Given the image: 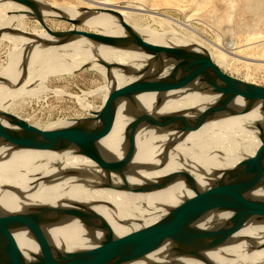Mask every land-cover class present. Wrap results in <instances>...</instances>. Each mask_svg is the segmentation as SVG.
<instances>
[{
  "label": "bare ground",
  "instance_id": "bare-ground-1",
  "mask_svg": "<svg viewBox=\"0 0 264 264\" xmlns=\"http://www.w3.org/2000/svg\"><path fill=\"white\" fill-rule=\"evenodd\" d=\"M85 1L88 3L76 8L58 7L44 2L45 8L49 10L44 11L45 19H55L60 16L74 19L87 15L83 9L111 8L121 13L124 20L147 42L167 45L163 41L164 37L150 30L151 28L144 27L147 28L144 29L139 24V19L136 17L141 12L155 16L159 14L154 11L155 9L148 8L144 0H130L126 7H120L113 0ZM51 7L59 9L62 14L50 11ZM19 10L22 8L12 2L0 1V30L3 32L0 41L14 45V53L11 55L13 58L3 70V74H0V78L4 79V82H0V111L9 113L14 106L13 103L22 96L39 98L41 95L54 94L71 98L63 91H50L52 88L48 85L49 78L80 71L84 65H89V69L97 71L107 79L109 84L96 91H104L106 101L112 85L114 87L126 85L136 77L127 76L124 70L113 66L108 70L100 65L99 61L103 60L110 65L120 64L138 68L144 67L148 61L142 53L96 45L86 38H79L61 46L44 45L43 41L55 40L43 27L34 28L33 32L27 31L28 27L23 23L27 16L9 14ZM163 16L170 24L189 31L194 38L213 44L192 28L188 19L181 21L167 15ZM86 26L90 32L103 35L125 34L119 19L109 14L98 13L86 18L83 27ZM9 30L25 32L31 37L15 34ZM188 38L186 35L175 34L170 42L176 43V46L173 45L175 47L206 49L202 43ZM233 45L228 46V49L235 50ZM210 55L222 67L226 55L221 52ZM237 56L235 54L234 59L238 62L246 63L251 67L257 64L255 60L247 61ZM76 97L84 110L92 111V114L97 112V110L93 111L85 97ZM163 97L164 101L160 107L157 105L156 94H141L136 97V103L147 113L159 117L203 111L220 96L181 90L170 92ZM233 105L236 109L242 110L245 102L238 98ZM133 111L130 103H121L111 133L100 141V147L111 158L120 160L125 155V130L134 120L133 116L129 115ZM83 119L88 118L80 120ZM1 120L5 123L3 119ZM74 121L64 125H71ZM257 125L264 127V115L259 105L247 114L224 116L209 121L175 144H172V141L176 136L163 134L154 129H142L136 136V154L130 164V172L126 174L125 182L118 175L106 176L94 161L78 155L73 150L63 152L12 150L0 146V212L19 213L45 206L86 204L108 222L117 236L127 235L162 218L170 208L192 197L193 193L181 181L150 193L121 191L114 187H121L125 183L132 187L154 183L165 175L180 170L188 171L201 187H207L212 180L210 178L219 179L224 171L234 168L241 160L254 156L260 149V131ZM55 126L52 127L56 128L61 124ZM161 163H165L163 168L152 170ZM71 171L85 172L88 178L87 184L68 178L67 174ZM105 182L111 183L113 188H100L99 185ZM252 197L264 200V188L254 192ZM86 205L83 206L89 208ZM227 219L228 214H215L200 225L215 228L222 226ZM47 234L55 247L64 253L89 249L99 243L103 237L102 232L89 229L76 219L51 227L47 230ZM14 238L28 260H33L39 253L36 241L28 232H15ZM263 245L264 225L250 223L240 230L229 244L207 252L205 256L214 264H264ZM174 253V246L168 243L143 259L128 264H202L194 259L178 258Z\"/></svg>",
  "mask_w": 264,
  "mask_h": 264
},
{
  "label": "water",
  "instance_id": "water-1",
  "mask_svg": "<svg viewBox=\"0 0 264 264\" xmlns=\"http://www.w3.org/2000/svg\"><path fill=\"white\" fill-rule=\"evenodd\" d=\"M0 1L20 6L22 10L9 14L24 15L37 21L55 40L43 41L44 45L61 46L86 38L96 45L138 52L148 58L146 65L141 68L99 61L108 70L113 66L136 79L126 85H112L102 109L94 113L93 118L76 120L71 125L41 129L23 120L24 118L0 111V146L12 150H73L94 161L106 176L118 175L125 182L136 154V136L142 129H154L176 136L172 141L175 144L190 132L199 130L205 123L219 117L247 114L256 105L261 107L264 115V86L230 75L214 61L206 49L194 50L149 43L124 20L121 13L111 8L83 9L87 15L74 19L60 16L58 18L70 23L73 29L58 32L46 24L44 11L49 10L45 8L44 2ZM50 11L62 14L54 7ZM98 13L117 17L125 34L108 36L79 29L83 27L86 18ZM12 32L31 37L25 32ZM2 34L0 30V38ZM86 68L89 65H84L82 70ZM0 82H4V79L0 78ZM181 90L220 97L203 111L159 117L147 113L136 103V97L141 94H156L157 105L160 107L164 95ZM238 98L245 102L242 110L233 105ZM123 102L132 105L134 111L129 115L134 120L125 130V155L116 160L100 147V141L111 133L119 106ZM257 128L260 131L261 147L255 155L224 171L219 179L210 178L212 180L207 187H201L185 170L170 173L146 185L132 187L125 183L121 187H114L121 191L150 193L181 181L193 193L192 197L170 208L162 218L127 235L117 236L101 215L77 203L45 206L19 213L0 212V264H128L143 259L168 243L174 246V256L178 258L214 264L205 256L207 252L229 244L250 223L264 225V200L252 197L254 192L264 188V127L257 125ZM164 166L165 163H161L152 170H160ZM67 177L87 184L88 178L83 171L68 172ZM99 187L113 188V185L105 182ZM215 214H228V219L222 226L215 228L200 225ZM75 219L89 229L102 232L103 237L89 249L64 253L52 243L47 230ZM18 231L28 232L36 241L39 253L33 260H28L19 248L14 238V233Z\"/></svg>",
  "mask_w": 264,
  "mask_h": 264
},
{
  "label": "rangeland",
  "instance_id": "rangeland-1",
  "mask_svg": "<svg viewBox=\"0 0 264 264\" xmlns=\"http://www.w3.org/2000/svg\"><path fill=\"white\" fill-rule=\"evenodd\" d=\"M40 1L55 4L58 7L71 8L81 7V5L88 3L85 0ZM113 1L120 7H126L127 2L130 0ZM144 2L147 7L149 6L148 8L155 9L154 11L159 13L160 16L159 14L155 16V14L140 11L141 13L136 18L139 19L141 27L151 28L150 30L156 31L164 37L163 41L167 44L166 46L168 44L169 46H176V43L170 42L175 34L186 35L187 38L189 37L188 39L202 43V46L208 49L211 54H219L220 52L225 54V64L223 63L225 67L222 65V68L230 75L264 86V62L261 63V61H264V0H144ZM163 15L181 21L185 18L188 19L190 26L213 44L194 38L189 31L178 28L172 23L170 24L168 20L163 18ZM23 23L27 25V31L29 32H33L34 28L42 27L37 21L30 18L25 19ZM46 24L53 31L58 32L73 29L70 23L59 18H47ZM79 29L90 31L87 26ZM231 44H234L235 50L233 51L236 53L228 49ZM12 53H14V45L7 41H0L1 75L3 70L10 64L13 58ZM235 54L247 61L255 60L257 64L251 67L246 63L238 62L234 59ZM259 61L260 63H258ZM49 79L48 85L52 88L50 91L60 90L66 94L68 93L71 98L69 96L68 98L55 96L54 94L41 95L39 98L22 96L13 103L14 106H12L13 108L10 109L9 113L18 116L20 119L24 118L23 120L38 128L51 129L54 125L59 126L61 124L63 126L73 120L94 117L92 111H86L82 108L76 96L85 97L94 112L103 106L105 102V92L96 91L109 83L104 76L95 70L86 68L69 75L51 76ZM84 93L92 94L84 96Z\"/></svg>",
  "mask_w": 264,
  "mask_h": 264
},
{
  "label": "built area",
  "instance_id": "built-area-1",
  "mask_svg": "<svg viewBox=\"0 0 264 264\" xmlns=\"http://www.w3.org/2000/svg\"><path fill=\"white\" fill-rule=\"evenodd\" d=\"M101 109H102V106L97 109L98 110L97 112H99Z\"/></svg>",
  "mask_w": 264,
  "mask_h": 264
}]
</instances>
